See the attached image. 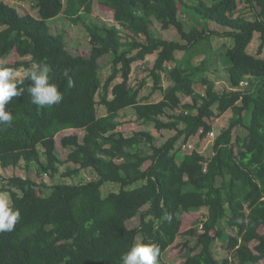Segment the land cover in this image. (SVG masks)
I'll return each mask as SVG.
<instances>
[{
    "label": "trees",
    "instance_id": "obj_1",
    "mask_svg": "<svg viewBox=\"0 0 264 264\" xmlns=\"http://www.w3.org/2000/svg\"><path fill=\"white\" fill-rule=\"evenodd\" d=\"M31 1L39 16L0 0V64L17 70L48 64L50 82L59 86L63 100L40 109L25 92L6 105L14 119L11 126L0 125V166L23 162L42 182L30 174L15 175L9 186L0 187L21 214L12 232L0 233V264H123L122 256L139 237L159 247L157 264H168L161 257L181 234L184 214L202 208L207 209L203 218L185 232L199 234L195 246L185 242L184 264H230L229 258L221 263L215 257L216 240L227 242L224 247L238 264L262 262L264 58L258 55L264 50V0H195L188 5L195 20L189 31L179 18L181 0ZM96 4L113 12L115 24L87 21ZM60 14L84 25L89 52H72L63 36L51 31L49 20ZM154 20L163 30L175 28L181 40H166L154 32ZM210 21L227 29L211 30ZM256 32L261 43L253 54L248 46ZM213 36L233 41L221 53L229 79L222 91L201 77L211 61V44L204 41ZM178 51L183 52L180 60ZM155 53L153 91L163 90V97L149 101L153 91L140 96L145 80L132 86L130 75L133 63ZM109 54L111 72L103 82L98 61ZM164 73L171 81L167 88L161 84ZM198 82L204 93L196 90ZM98 104L106 108L105 114H98ZM128 108L135 111V122H152L157 130L175 133L161 145L149 131L125 134L119 130V117ZM228 111L232 117L216 136L212 155L193 149L177 160L188 139L200 131L201 137L207 136L213 130L211 118ZM238 127L247 134L234 137ZM67 130L73 133L61 137V145L70 149L63 159L56 142ZM69 163L77 167L63 176L91 168L95 178L44 183V176L54 178ZM108 181L121 188L104 196L101 188ZM137 216L139 225L130 227L128 222ZM224 219L235 235L221 225Z\"/></svg>",
    "mask_w": 264,
    "mask_h": 264
},
{
    "label": "rangeland",
    "instance_id": "obj_2",
    "mask_svg": "<svg viewBox=\"0 0 264 264\" xmlns=\"http://www.w3.org/2000/svg\"><path fill=\"white\" fill-rule=\"evenodd\" d=\"M7 2H10L14 5H16L21 12H31L35 16H39L38 11L35 7H33V2L31 0H6ZM64 3H66V0H62ZM97 3V2H96ZM195 4V0H181L179 2V18L183 21L185 29L187 31L191 30L192 27L195 24V20L193 19V16H191V12L188 10V5ZM86 19L88 22H96L99 24L103 23H109V24H115L114 22V15L112 11L102 9L97 6V4L94 6L93 11L91 14L86 15ZM154 32L161 34L164 39L166 40H181L177 30L175 28L166 29L163 30L161 28V24L154 20ZM49 25L51 28V31L54 34H61L68 46V48L73 49L72 52L81 50L84 53H87L91 49V43L90 39L87 33V30L85 29L84 25L82 23L75 24L73 21H71L69 18H67L64 14H60L54 19L49 20ZM209 27L211 30H217V31H223L227 28L224 26L214 22H209ZM124 37V34H122ZM204 43L211 44V52L210 53V63L208 65V71L202 76H207L210 80L215 82L216 90L222 91L224 88L227 87L229 84L228 79V73L226 70V65L224 64V61L222 59L223 53L227 47L232 46L233 41L230 38H222L219 36H213L210 41H204ZM260 36L259 33H255L254 37L252 39V42L248 46V52L253 54H258V48L260 46ZM75 53V52H74ZM155 54L148 55L146 57V60L144 61H138L133 63V70L130 75V83L132 86H137L142 82V80H145L144 87L142 88L140 92L141 98H144V96H148L152 91L153 87L155 85L151 74L150 69L154 65L155 59L157 57ZM183 55L182 51L176 52V59L180 60ZM261 58H264V50L263 52L258 55ZM205 57V54L197 55L194 59L195 63H200L202 59ZM31 57L28 56L26 59H30ZM2 59H0L1 61ZM99 68H100V76L102 81L104 82L106 78L109 76L111 72V64H112V55H105L99 59ZM147 64V65H146ZM175 63H170L168 65L173 66ZM25 68L19 69V71L23 72ZM121 81V78H117L116 82ZM161 84L164 86V88H167L169 84H171V81L169 80L167 74L162 75ZM195 88L198 92L204 93L205 92V86L201 83H196ZM163 97V90L157 89L156 91H153V94L151 95L149 101H159ZM146 100V99H145ZM190 98H186L185 101H190ZM215 112H218L217 109H215ZM97 112L99 115H103L106 113V108L98 104L97 105ZM174 111L168 110V113H172ZM135 111L132 108H128L121 112V117H119V121L122 123V127L119 128V130H123L125 134H133L137 131H149L152 134L155 135V144L161 145L163 144L169 136L173 135L175 132L170 129H163V130H157L155 129V124L152 122H142L137 121L135 122L134 116ZM232 117V113L228 111L227 113L223 115H216L211 118L213 120V130L210 132L207 136L201 137L200 133L192 136L190 139H188L186 147L182 148L181 151L177 155V160H181L185 154L192 151L193 149H197L199 152L204 154L205 156H210L213 154V144L215 141L216 136L221 131L222 128L228 126L229 120ZM164 121L169 120L168 116H162L161 118ZM73 133L72 130H67L66 133L60 134L58 137V141L56 142L58 144L59 148V154L63 159L67 157V154L69 153V148H64L61 145V137L66 134ZM81 134V132H79ZM247 134V130L243 127H238L234 132V137L236 135L245 136ZM183 140V139H182ZM181 140V141H182ZM76 168L77 165L73 163L65 164L60 166V172L54 177L50 178L49 176H44L43 180L45 184H53L57 182H68V183H83L89 180H92L95 178V173L93 169H85L82 170L77 175H71V176H63V172H66L68 168ZM31 175L35 178L39 183L42 182L41 178L34 172L28 173L24 163L21 162L17 167H9V168H3L0 166V187L2 186H9V179L12 176H21L26 177L28 175ZM139 184V183H137ZM136 183L134 184L137 185ZM133 185L128 187L132 188ZM121 188V185L119 183L115 182H105L102 185V193L104 196L109 194L110 192H117ZM9 194V193H8ZM10 196V194H9ZM11 199V197H10ZM207 212L206 208H202L199 211H196V213L192 214H184L183 216V224H182V230L181 234L178 236L175 243H173L163 254L161 257L163 262H166L168 264H184L185 258L187 256V250L185 246V242H188L190 246H195L196 238L199 234L196 233L193 236L187 235L185 232L192 227V224L199 218H203L205 213ZM140 218L137 216L134 219L130 220L128 222V225L130 227H135L139 225ZM221 225L225 227L226 231L229 234H236V231L231 228L228 223L227 219H224L221 222ZM141 242V237L138 238L137 243ZM227 242H224L222 240H216L213 243V253L215 257L222 263V261L225 258H229L230 264H238L237 259L235 257H231V254L225 248ZM200 250V247L197 248V251ZM223 264V263H222ZM258 264H264V260Z\"/></svg>",
    "mask_w": 264,
    "mask_h": 264
},
{
    "label": "clouds",
    "instance_id": "obj_3",
    "mask_svg": "<svg viewBox=\"0 0 264 264\" xmlns=\"http://www.w3.org/2000/svg\"><path fill=\"white\" fill-rule=\"evenodd\" d=\"M50 66L46 63H33L23 72L0 64V125L11 126L13 115L6 110L13 98L28 93L31 103L45 109L62 102L63 95L56 83L50 82ZM67 75V72H65ZM28 85L25 88V82ZM73 86L71 78L68 87ZM20 210L14 208L7 192H0V233L12 232L20 219ZM160 249L152 243H135L122 256L123 264H157Z\"/></svg>",
    "mask_w": 264,
    "mask_h": 264
},
{
    "label": "built area",
    "instance_id": "obj_4",
    "mask_svg": "<svg viewBox=\"0 0 264 264\" xmlns=\"http://www.w3.org/2000/svg\"><path fill=\"white\" fill-rule=\"evenodd\" d=\"M242 84H244V82H242Z\"/></svg>",
    "mask_w": 264,
    "mask_h": 264
},
{
    "label": "crops",
    "instance_id": "obj_5",
    "mask_svg": "<svg viewBox=\"0 0 264 264\" xmlns=\"http://www.w3.org/2000/svg\"><path fill=\"white\" fill-rule=\"evenodd\" d=\"M180 52V51H179ZM157 55V54H156ZM170 64V63H169ZM170 85V84H169Z\"/></svg>",
    "mask_w": 264,
    "mask_h": 264
}]
</instances>
